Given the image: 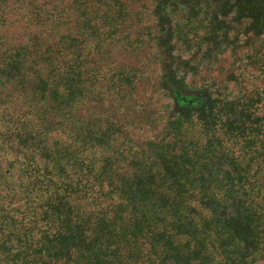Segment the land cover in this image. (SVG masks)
I'll list each match as a JSON object with an SVG mask.
<instances>
[{"label":"trees","instance_id":"obj_1","mask_svg":"<svg viewBox=\"0 0 264 264\" xmlns=\"http://www.w3.org/2000/svg\"><path fill=\"white\" fill-rule=\"evenodd\" d=\"M151 1L0 0V264H254L264 252V0ZM181 4L184 25L160 13ZM124 40L155 49L179 93L189 76L203 90L185 89L180 110L149 99L132 112L138 76L109 64ZM191 46L202 52L183 76L174 51ZM130 125L148 136L126 150Z\"/></svg>","mask_w":264,"mask_h":264},{"label":"rangeland","instance_id":"obj_2","mask_svg":"<svg viewBox=\"0 0 264 264\" xmlns=\"http://www.w3.org/2000/svg\"><path fill=\"white\" fill-rule=\"evenodd\" d=\"M146 2L148 5L152 4L151 0H143V2ZM143 4V3H142ZM141 3H134V7H137V5H140L138 7H140L141 9ZM132 6V7H133ZM162 11L160 12L162 15H166V16H170L171 20L174 21L173 23H179L180 25H184L187 23L186 20V14L188 13V7L184 6V5H178V8L175 7H169L166 6L164 9H161ZM144 22V21H143ZM141 23L142 26L140 24L136 25L134 24V28H133V32H139L138 34L140 35V39L144 38L145 39V34L148 33V30H146V24L145 23ZM247 22H242V26H247ZM106 28L102 27L101 29V33H103V31H105ZM118 36V35H117ZM137 36V35H135ZM119 37V36H118ZM120 40L121 36H120ZM221 40L220 37L217 38V40L213 41H209L206 42V44L203 46H207L206 50L203 49V55H204V61H208L211 60V56H214L217 54L219 48H221V44L219 45V41ZM128 41V40H127ZM126 40H124L123 42H120L116 48L114 49L113 53L110 55L111 59L109 60V64L111 65H116L118 66V68H122V67H129L132 71H133V75H137L138 77L135 78V82L133 84L132 87V91L130 92L131 95L127 98V102H129L128 104L130 105L131 111L133 112V109L136 108H140L143 105V111L145 112V110H147L148 108H150L148 105L146 107L147 102L150 99V102H152L154 104V106L152 108H150V110L152 111H158L159 107L163 106L164 104H170V108H174V110L182 108L183 103L186 100V95L184 94L185 89L186 90H191L193 92H197V91H202V86L204 88V83L200 82V78L198 77H191L189 76L187 79L185 78V85L186 88L183 90V92L179 93V89L176 87L177 85L175 84L176 81H174V71L170 70H165V68L163 67V64L157 60H153V59H157L154 57V55L156 54L155 49L152 50H146V52L142 53V54H136V53H141L144 46L145 45H141L142 43L136 42H130V45L127 44ZM139 43V44H137ZM208 43V44H207ZM109 48V46L107 47H103L104 49V53L107 52V49ZM124 50H127V52L123 53ZM161 51H163L164 53H166V48L163 46L161 47ZM200 51L196 49V47L191 46V47H182L181 49L176 48V50L174 51V54H176L178 56V58L174 61V65H172V68H180L181 73L183 76L187 73L183 72L184 68L186 65L188 66H193L199 59V55H200ZM201 51V52H202ZM136 52V53H134ZM199 52V53H197ZM107 55V54H106ZM106 55H101L102 59H105ZM166 56V55H165ZM179 57L181 59H179ZM159 58V57H158ZM225 61L224 62V66H228L230 64V58H228L227 56L223 57ZM193 60V61H192ZM172 61V62H173ZM151 62V63H150ZM168 65L170 66V61L168 62L167 59V64H166V68L168 67ZM183 72V73H182ZM180 75V76H182ZM204 75V74H203ZM162 80H161V78ZM134 80V78H132V81ZM158 81L161 82V84L163 86H160V88L157 87V83H159ZM115 83H117V79H115L114 81ZM194 82V83H193ZM149 83V84H148ZM152 83H156V84H152ZM258 85L262 84V88H264V75L259 77V81L257 83ZM152 85H154V87H151ZM136 86V87H135ZM166 87L169 89L168 91L166 90ZM114 91V90H113ZM214 91V90H213ZM232 94L236 95L238 94L237 90L235 87L231 86L229 88V91ZM260 94V103L259 105L261 106V108L264 111V90H260L258 91ZM118 90L115 89V92H113V94H111L109 97L107 98V101H112L114 104V106L117 108L119 107L118 104L119 102H121V97H119L120 94H122V92H120L119 94ZM185 95V96H184ZM132 96V97H131ZM175 97V98H174ZM134 101L138 102L137 105H134ZM99 103L94 102V104L92 105V107H99L98 105ZM111 105H109L108 107L105 108V114L103 115V118H108L111 114L113 115L114 112V106L110 107ZM88 106H85V109L87 110ZM117 111V109H116ZM159 112V111H158ZM131 113V112H129ZM108 114V115H107ZM144 114V113H143ZM143 114H139L141 116L138 117V119L135 118V113H132L130 115V117L132 118L131 121L135 120L137 123L138 122H143L142 124H144V121L146 120V118L142 117ZM261 116H263V114H261ZM153 117H158V114L153 115ZM128 118V117H127ZM136 124V123H135ZM161 128V126H160ZM132 131L131 137L128 136L129 139H127V141H123L124 138L121 136L119 138L118 143H123L124 146L123 148L128 150L129 147L133 146V140L136 139H144L147 138L148 135H145L144 137H140L141 135L139 134L140 132L136 129H133V126L130 125L129 128ZM148 130V129H147ZM147 130H145V132H147ZM143 133V132H142ZM148 133V132H147ZM146 133V134H147ZM133 134L136 135V137H133ZM139 134V135H138ZM144 134V133H143ZM165 134V131L162 132V135ZM171 138V137H170ZM169 138V139H170ZM168 139V140H169ZM17 147V146H15ZM17 149V148H15ZM220 176H222V173H220ZM263 175H260L258 177V180L261 181L263 183ZM259 184H262V183ZM260 200L264 198V194L260 195ZM264 246V244H263ZM260 252H258L257 254H253L251 260L255 259V263L254 264H264V252L263 250L260 248Z\"/></svg>","mask_w":264,"mask_h":264}]
</instances>
